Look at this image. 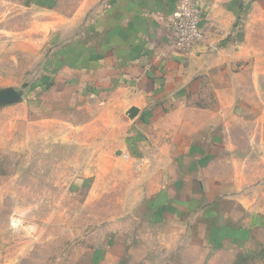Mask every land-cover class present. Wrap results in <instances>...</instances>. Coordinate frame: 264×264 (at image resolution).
<instances>
[{"label":"rangeland","instance_id":"obj_1","mask_svg":"<svg viewBox=\"0 0 264 264\" xmlns=\"http://www.w3.org/2000/svg\"><path fill=\"white\" fill-rule=\"evenodd\" d=\"M113 2L0 0V264H264V12L253 10L256 0L241 9L247 60L222 90L213 74L198 93L204 114H180L187 122L171 129L178 153L155 157L161 169L136 179L100 154L101 139L84 140L85 130L101 131V106L22 110L23 98L52 84L42 67L53 70L54 52L84 38L86 9L94 18ZM100 163L112 169L94 171ZM167 163L175 169H162ZM80 177L91 181L72 186ZM151 195V206L142 203Z\"/></svg>","mask_w":264,"mask_h":264},{"label":"crops","instance_id":"obj_2","mask_svg":"<svg viewBox=\"0 0 264 264\" xmlns=\"http://www.w3.org/2000/svg\"><path fill=\"white\" fill-rule=\"evenodd\" d=\"M178 1L115 0L102 4L94 18L87 14L92 9H86L84 38H70L66 51L54 52L53 70L44 72L42 67V77L50 75L52 84L38 83L43 89L39 97L23 98L22 110L26 115L74 114L101 106L94 121L103 125L101 131L85 130L84 140L101 139L105 145H98L104 148L100 154L113 155V165L121 161L128 171L137 172L136 179L161 169L163 163H156L155 157L178 153L171 129L187 122L180 114H204L205 101L198 93L212 83L213 74L216 90L224 89L225 80L236 76L234 69L248 55L242 44L248 36L240 29L241 9L247 8L248 0H193L202 17L204 38L189 53L174 50L169 43L168 23ZM254 9L263 13L264 0H256ZM91 120L84 119L83 127ZM161 140L163 145H158ZM111 164L100 163L94 171L108 172ZM164 165L162 169H175L170 163ZM94 174L92 181L100 177ZM90 179L77 178L72 186ZM152 195L141 196L142 203L151 206Z\"/></svg>","mask_w":264,"mask_h":264},{"label":"built area","instance_id":"obj_3","mask_svg":"<svg viewBox=\"0 0 264 264\" xmlns=\"http://www.w3.org/2000/svg\"><path fill=\"white\" fill-rule=\"evenodd\" d=\"M202 17L193 0H179L169 19V43L174 50L189 53L204 38Z\"/></svg>","mask_w":264,"mask_h":264},{"label":"water","instance_id":"obj_4","mask_svg":"<svg viewBox=\"0 0 264 264\" xmlns=\"http://www.w3.org/2000/svg\"><path fill=\"white\" fill-rule=\"evenodd\" d=\"M13 97V96H12Z\"/></svg>","mask_w":264,"mask_h":264}]
</instances>
